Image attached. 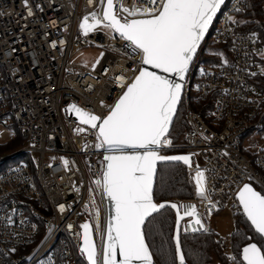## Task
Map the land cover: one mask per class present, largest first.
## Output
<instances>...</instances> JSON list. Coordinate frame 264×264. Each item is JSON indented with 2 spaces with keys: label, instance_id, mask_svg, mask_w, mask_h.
<instances>
[{
  "label": "built area",
  "instance_id": "built-area-1",
  "mask_svg": "<svg viewBox=\"0 0 264 264\" xmlns=\"http://www.w3.org/2000/svg\"><path fill=\"white\" fill-rule=\"evenodd\" d=\"M123 3L130 9L160 6L150 0ZM237 8L245 11L247 0H225L217 13L185 85L188 128L181 141L170 139L171 146L160 149L161 154H194L191 177L197 167L206 170L211 202L197 195L173 201L182 213L195 207L208 231L215 214L227 211L236 218L242 212L238 192L245 183L264 194L262 46L256 32L233 23L242 12ZM93 11H102L99 0H28L27 5L24 0H0V141L12 139L16 130L25 138L0 163L25 152L39 156L37 166L32 158L0 168V264H84L77 233L83 219L96 220L95 209L85 207L92 208L93 196L100 231L106 230L107 198L92 183L102 170L105 151L94 147L96 130L70 115L69 105L106 115L143 64L118 34L83 33L80 24ZM90 47L102 49L95 67L77 61ZM194 95L199 106L205 105L203 113L191 107ZM78 127L87 130L78 133ZM60 205L65 206L63 213ZM195 219L182 220V234L204 233L191 231ZM94 235L99 244V232ZM231 242L227 240L226 249L233 260Z\"/></svg>",
  "mask_w": 264,
  "mask_h": 264
},
{
  "label": "snow or ice",
  "instance_id": "snow-or-ice-1",
  "mask_svg": "<svg viewBox=\"0 0 264 264\" xmlns=\"http://www.w3.org/2000/svg\"><path fill=\"white\" fill-rule=\"evenodd\" d=\"M150 2L160 6L130 9L124 6L123 0H99L102 11L86 15L80 24L85 35L102 30L113 33L114 38L118 34L133 53L141 56L143 65H150L164 73L142 68L104 116L76 104L69 105V110L82 125L96 130L94 147L107 153L103 156L99 177L92 182L95 189L111 203L112 212L106 230L100 231L99 209L93 196L90 200L92 208L85 207L89 211L95 209L96 220L80 224L81 231L77 233L82 242L80 252L88 264H154L145 235L146 223H150L153 214L166 207L165 203L157 204L153 199L157 162L182 161L192 167L190 155L163 156L159 154V149L172 144L168 139L169 127L181 102L183 81L225 0ZM24 3L27 5L28 0ZM236 11L243 9L237 8ZM233 23L239 21L233 20ZM99 62L97 59L93 67ZM223 64L227 65L229 61L224 59ZM261 73L264 74V68H261ZM86 130L83 127L76 129L78 133ZM64 164L67 167L68 161L64 160ZM205 171L198 167L195 170V194L211 202ZM238 195L248 221L256 233L264 237V194L256 191L251 184H244ZM169 206L177 210L174 259L178 260V264H186L180 221L185 217H196L191 227L193 233L207 232L208 228L202 223L195 207L181 215L176 204ZM59 210L63 213L65 206L60 205ZM94 230L100 234L99 244L94 239ZM183 230L189 231L186 227ZM242 255L246 264H264V249L256 243L247 244ZM232 259L235 261L237 257Z\"/></svg>",
  "mask_w": 264,
  "mask_h": 264
},
{
  "label": "trees",
  "instance_id": "trees-1",
  "mask_svg": "<svg viewBox=\"0 0 264 264\" xmlns=\"http://www.w3.org/2000/svg\"><path fill=\"white\" fill-rule=\"evenodd\" d=\"M237 16L240 29L256 32L263 47L264 0H247L246 10L239 12ZM223 48L225 52H228L225 46L214 47V49ZM191 107L200 110L201 113L206 108L203 103L202 106H199V100L196 99L195 95L191 97ZM185 108L184 99H182L172 129L168 135L172 138L173 143L181 141L182 135L188 128L184 120ZM24 143V136L20 130H16V135L12 139L0 141V158L22 147ZM18 159L29 162L32 160L31 153H20L13 158L6 159L0 163V168ZM31 164L34 165V163ZM195 195V186L191 173L184 164L175 162H162L159 164L154 192L155 201H173L175 198H193ZM235 222L236 230L232 235L231 242L233 253L237 257L235 261L231 260L228 255L227 244L220 241L219 234L212 228L208 232L198 234L181 233V245L186 254V264H245L242 260V249L245 245L254 242L264 249V238L255 232L254 227L243 212L236 216ZM175 224L176 213L170 207L154 214L150 218V223H146V240L150 245L155 264H178V260L174 259ZM215 257L217 263L214 262Z\"/></svg>",
  "mask_w": 264,
  "mask_h": 264
},
{
  "label": "rangeland",
  "instance_id": "rangeland-1",
  "mask_svg": "<svg viewBox=\"0 0 264 264\" xmlns=\"http://www.w3.org/2000/svg\"><path fill=\"white\" fill-rule=\"evenodd\" d=\"M109 32L108 30H106ZM111 33V32H109ZM264 53V47L261 50V54ZM102 49L98 47H90L83 49L77 58V61L84 66L92 67L93 64L97 59L101 57ZM264 55V54H262ZM195 87H193L194 90ZM12 133V131L8 130L6 131V135L9 136ZM8 137L2 138L1 140L7 139ZM169 139H172L168 136ZM31 157L35 160V166H37V162L39 160V156L37 153H31ZM199 159L200 156H198ZM20 161V159H18ZM201 161V160H200ZM35 168V167H34ZM35 177L37 178V174L34 173ZM195 174H192V181ZM236 218L232 216L227 211H221L217 214H215L213 220H212V228L215 232H217L221 237H228L230 236L235 230H236V224H235ZM80 254V253H79ZM80 259L84 264H87V261L85 259V256L80 254ZM214 262L217 263L216 257L214 258Z\"/></svg>",
  "mask_w": 264,
  "mask_h": 264
},
{
  "label": "water",
  "instance_id": "water-1",
  "mask_svg": "<svg viewBox=\"0 0 264 264\" xmlns=\"http://www.w3.org/2000/svg\"><path fill=\"white\" fill-rule=\"evenodd\" d=\"M215 19V18H214ZM214 21V20H213ZM213 23V22H212ZM212 25V24H211ZM211 27V26H210ZM210 29V28H209ZM207 35V34H206ZM206 37V36H205ZM204 41V40H203ZM202 41V42H203ZM202 44V43H201ZM192 66V65H191ZM191 66H190V69H189V71H188V73L186 74V77H185V80L183 81V83H184V88H183V92H182V97H183V94H184V91H185V85H186V82H187V80H188V76H189V72H190V70H191ZM144 67H147L148 68V70L149 71H157V72H160V74H164V73H162L161 72V70H158V69H155V68H153L152 66H150V65H143L142 66V68H144ZM141 68V69H142ZM170 78H172V79H178L177 77H174V76H170ZM181 100H182V98H181ZM181 103V102H180ZM179 105L180 104H178V106H177V112H178V109H179ZM177 112H176V114L174 115V117H173V121H172V124L170 125V127H169V133H170V131H171V129H172V126H173V123H174V120H175V118H176V115H177ZM70 115H72L73 117H75L76 118V120H78V118L70 111ZM79 121V120H78ZM169 133H168V135H169ZM161 149V148H160ZM160 149H159V154L160 155H163V156H178V155H190L191 156V160L192 159H194V157H195V155L194 154H190V153H169V154H161L160 153ZM107 153L105 152V155H106ZM162 162H175V163H182V164H184L182 161H158L157 162V165H156V174H155V176H154V183H153V199H154V202L155 203H157V204H160V203H165L166 204V207L165 208H167V207H170L169 205L170 204H176L177 206H178V208H179V205H178V203L177 202H175V201H161V202H157V201H155V196H154V192H155V185H156V180H157V174H158V168H159V164L160 163H162ZM185 165V164H184ZM186 166V168H187V170L190 172V171H192V167L190 168L189 166H187V165H185ZM245 184H251V183H245ZM254 188H255V190L256 191H259L253 184H251ZM243 187V186H242ZM259 192H261V191H259ZM238 194H239V192H238ZM261 194H263L262 192H261ZM107 198V197H106ZM238 198H239V195H238ZM107 206H108V219H109V216L111 215V212H112V207H111V203L108 201V199H107ZM241 207H242V212H243V206L241 205ZM171 208V207H170ZM161 210H163V209H161ZM160 210V211H161ZM174 211H175V213H176V220H177V210L176 209H174ZM180 211V210H179ZM156 214V213H155ZM180 214L182 215L183 213L180 211ZM243 214H244V212H243ZM154 215V214H153ZM245 215V214H244ZM245 217H246V215H245ZM247 218V217H246ZM86 221H90L89 219H87V218H85V219H83L82 221H81V224L82 223H84V222H86ZM108 222V221H107ZM181 222H182V220L180 221V224H181ZM250 222V221H249ZM255 230V229H254ZM256 232V231H255ZM93 235H94V233H93ZM175 235H176V224H175V232H174V241H175ZM264 238V237H263ZM94 239H95V236H94ZM96 240V239H95ZM82 243V242H81ZM251 243H254V242H251ZM257 244V243H256ZM258 245V244H257ZM245 246H247V245H245ZM244 246V247H245ZM80 247H81V244H80ZM243 247V248H244ZM258 247H260L259 245H258ZM151 250V249H150ZM183 250V249H182ZM152 252V251H151ZM242 254H243V249H242ZM86 259V258H85ZM117 259H120V257H119V255H117ZM242 260H243V255H242ZM87 261V260H86ZM153 262H154V264H155V261H154V258H153ZM245 264H246V262H244ZM87 264H88V262H87Z\"/></svg>",
  "mask_w": 264,
  "mask_h": 264
},
{
  "label": "flooded vegetation",
  "instance_id": "flooded-vegetation-1",
  "mask_svg": "<svg viewBox=\"0 0 264 264\" xmlns=\"http://www.w3.org/2000/svg\"><path fill=\"white\" fill-rule=\"evenodd\" d=\"M235 224H236V222H235ZM234 232H235V231H234ZM234 232H233V233H234ZM233 233H232L230 236L226 237V238H225V237H221V236L219 235V236H220V238H219L220 241L223 242V243H226L228 239H231V241H232V235H233ZM94 236H95V235H94ZM250 243H251V242H250Z\"/></svg>",
  "mask_w": 264,
  "mask_h": 264
},
{
  "label": "crops",
  "instance_id": "crops-1",
  "mask_svg": "<svg viewBox=\"0 0 264 264\" xmlns=\"http://www.w3.org/2000/svg\"><path fill=\"white\" fill-rule=\"evenodd\" d=\"M263 47H264V46H263ZM263 47H261V50H262ZM260 55H261L262 59H264V55H262L261 53H260Z\"/></svg>",
  "mask_w": 264,
  "mask_h": 264
},
{
  "label": "bare ground",
  "instance_id": "bare-ground-1",
  "mask_svg": "<svg viewBox=\"0 0 264 264\" xmlns=\"http://www.w3.org/2000/svg\"><path fill=\"white\" fill-rule=\"evenodd\" d=\"M169 139V138H168Z\"/></svg>",
  "mask_w": 264,
  "mask_h": 264
}]
</instances>
